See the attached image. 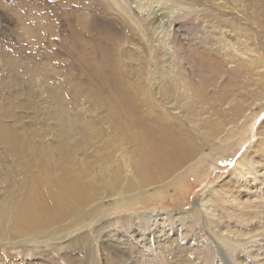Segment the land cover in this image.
<instances>
[{
  "label": "rangeland",
  "instance_id": "374dc122",
  "mask_svg": "<svg viewBox=\"0 0 264 264\" xmlns=\"http://www.w3.org/2000/svg\"><path fill=\"white\" fill-rule=\"evenodd\" d=\"M111 1L0 0V131L15 135L13 144L0 137V203L6 201L0 264H123L120 258L129 264H223L218 246L229 254L232 264H264V232L251 235L253 223L264 230V213L251 208L258 196H264V89L259 92L256 76L250 77L239 61L218 50L221 44L212 43L217 36L228 38L253 45L264 54L260 38L264 35L260 28L264 27V0H149L153 4L142 0V11L133 0H120L123 8ZM150 7L169 23L167 28L154 27L147 15ZM186 50L192 53L187 58ZM188 59L195 61L192 68ZM169 62L186 79L194 97L189 101L192 110L183 116L177 113V118L159 108L158 100L166 105L156 94L158 87L149 82L157 72L169 76ZM140 63L136 80L131 71ZM222 68L237 69L234 79L223 76L248 83L241 93L253 104L242 105V109L248 108L246 119L216 139L219 120L224 127L235 116L228 107L220 109L221 96L225 97L216 94L219 89L227 93L229 85L215 90L210 85L213 78L206 76L214 77L212 73L216 76ZM258 75L264 87L263 68ZM200 104L204 110L197 115ZM150 112H162L172 126L186 134L188 144L184 159L176 150L178 154L159 167L162 170L154 164L148 166L143 175L151 174L153 179L141 185L131 165L137 159L132 136L141 137L140 132L147 128L142 116ZM195 116L202 118L198 120L202 131L187 123ZM65 117L67 126L60 122ZM94 129H98L96 143L89 142L95 137ZM5 137L11 140L7 134ZM258 137L263 139L262 145L255 147ZM16 149L21 153L14 152ZM244 153L254 162L247 163V171L244 165L240 173L234 167ZM59 166L66 167L65 178ZM40 177L51 183L64 179L78 183L83 202L62 205L64 218L51 209L55 221L44 209L37 213L35 228L47 231L50 224L59 222L63 229L17 236L15 227L21 223L15 225L14 207L27 193L34 194L35 187L46 186ZM206 198L211 200L208 205L214 215L209 220L194 205ZM87 204L94 211L85 213L83 221L69 222ZM226 225L236 232L227 237L238 240V233H244L246 242L239 245L231 238L228 245L220 242L216 233ZM33 237L38 242H32ZM20 239L25 241L14 243ZM258 241L259 248L254 244Z\"/></svg>",
  "mask_w": 264,
  "mask_h": 264
},
{
  "label": "bare ground",
  "instance_id": "6f19581e",
  "mask_svg": "<svg viewBox=\"0 0 264 264\" xmlns=\"http://www.w3.org/2000/svg\"><path fill=\"white\" fill-rule=\"evenodd\" d=\"M120 0H113L111 1L112 3L114 4H117L119 5L120 8H123L121 6V4L119 3ZM133 2H135L136 4V7H138L139 11H142L143 9V1L142 0H133ZM148 2L150 3V1L148 0ZM150 4H153V3H150ZM147 5V4H146ZM142 7V8H141ZM151 8V7H150ZM145 9V7H144ZM155 9V8H154ZM153 8L151 9H148V12H147V15L149 17H151L152 19V22H153V25L154 27H158V28H162V29H165V27L167 28L169 26V23H167L166 20H164V18L157 13V10H154ZM125 10V9H124ZM170 22V21H169ZM261 30L264 29V27L260 26ZM161 29V30H162ZM164 33V32H163ZM238 35V34H237ZM168 36V32L165 31V36L164 37H167ZM247 36V35H245ZM163 37V38H164ZM214 37V36H213ZM216 37V36H215ZM260 38H262V40L264 41V35H262ZM165 39V38H164ZM228 39V38H227ZM227 39H223L221 37H218L215 39V41H213L212 43L217 46L218 44H221L220 48H218V50H220L225 56H228V59H231V60H235V61H239L240 62V66L243 67V70L244 72L248 71V75H249V72H250V77L251 75L252 76H256V79L255 80H258L257 82H259V85L257 86L258 88V91L260 92V90L264 89V87H261V79L258 75V72L263 68L264 69V54H262V52L260 51H256L255 50V47L253 45H247L245 44L244 42L242 41H239V42H232L231 40H227ZM244 40V39H243ZM235 41V40H234ZM164 42V41H163ZM219 47V46H218ZM189 50V49H188ZM217 50L218 53H220L219 51ZM192 51V50H191ZM216 51V50H215ZM214 51V52H215ZM184 53V52H183ZM186 53L187 54H184L186 55V58L192 54L190 51H187L186 50ZM207 53V52H206ZM209 53H207L208 55ZM215 55H216V52H215ZM221 55V54H220ZM211 58V57H209ZM136 59V58H135ZM201 59V58H200ZM205 59V58H204ZM212 60V59H211ZM209 60V61H211ZM217 60V59H215ZM215 60H212V61H215ZM225 60V59H224ZM140 61V58L138 57V62ZM193 60H189L188 59V62H190L191 64V68H192V65H195ZM205 62V61H204ZM208 62V61H206ZM237 62V63H239ZM209 63V62H208ZM213 63V62H212ZM227 63V61H226ZM229 63H231V61H229ZM235 63V62H234ZM217 64V62L213 63V65ZM232 64V63H231ZM202 65V64H201ZM211 65V64H210ZM214 65V66H216ZM133 66V65H132ZM169 66H171V63L169 62ZM209 66V65H208ZM216 66V67H217ZM227 66V65H226ZM231 66V65H230ZM233 66V64H232ZM237 66L236 64L234 65V67ZM220 67V66H218ZM142 66H141V63L138 64L137 66L135 65L134 69L135 71H131V74L134 76V78L137 80L138 77H139V72L138 70H141ZM169 68V67H168ZM178 68V67H177ZM214 68V67H213ZM221 68V67H220ZM230 68V67H229ZM128 69V68H127ZM215 69V68H214ZM191 70V69H190ZM219 70V68H218ZM216 69V72L218 71ZM242 70V71H243ZM146 71V70H145ZM169 71V70H168ZM213 71V69H212ZM215 71V70H214ZM167 72V71H166ZM178 71L176 70V66L175 68L171 66V69H170V75L167 76V75H162L160 73H156L155 76H153L149 82L152 83L153 82V86L154 88L155 87H158V89L156 90V94L159 96V98L165 103L166 106L172 108V111H168V109L165 107H163L159 100L156 101L158 103V106L159 108L164 111L166 113L167 111V115H169V117L171 118H177L176 115L177 113L180 114L181 116L185 115L183 114V112H189V110L191 111V105L192 103H190L189 101H191V99L193 100V96H191V88L189 87L187 81L185 78L181 77L180 74L177 73ZM169 74V72H167ZM262 73V72H261ZM214 75V77H210V74L209 75H206L207 78H213V82L210 84L215 90L219 89V88H222V87H225L227 85H229L228 87H230V89L228 90V92H222L220 89L219 91L216 93V94H219L220 92L222 93V95H224L225 99L221 96V98L223 99L222 102H220V109L221 110H225V108H229V112H233L231 115L234 116V113H235V116L233 118H229L225 125L228 127L226 128V126H222L221 125V121L219 120V125H220V130L218 132L215 133V138L218 139L222 134H224L227 130L231 129L232 126L234 125H237L239 123H242L246 117H247V109L248 108H245V109H242V105H251L253 104V101L252 102H249L247 101L246 97L243 98V95L241 92H243L244 90L246 91V89L249 87L248 83H245V82H241L240 81H237V80H230V78L234 79L235 78V75L234 74H237V69H233L231 68L230 69H226L222 70L220 69V71H218V73L215 74L212 73ZM228 75L230 78H224L223 75ZM263 74V73H262ZM218 75V77H217ZM234 75V76H233ZM145 77V76H144ZM244 78V76L242 77ZM145 79V78H144ZM223 79H225V81L223 82ZM189 82V81H188ZM264 82V81H263ZM207 83V82H206ZM241 83H243L242 85H240ZM220 84H223L220 86ZM258 84V83H257ZM233 85V88H231ZM240 85V86H239ZM263 85V84H262ZM165 86V87H163ZM260 86V87H259ZM139 88V87H138ZM252 88V87H250ZM144 90V87H142V91L143 92ZM147 90V89H146ZM223 90V88H222ZM137 92V91H136ZM135 93V91L133 92ZM155 93V92H153ZM256 93V92H255ZM259 94V93H257ZM153 95V94H152ZM151 95V98H153V96ZM156 95V96H157ZM177 99L178 100V104H177V101L175 100L173 102V98ZM218 97V96H216ZM257 97V96H256ZM206 98V97H205ZM252 99V98H251ZM259 99V98H257ZM256 99V100H257ZM155 100V99H154ZM182 100H185L184 102H181ZM215 100V99H214ZM119 102V101H118ZM256 102V101H255ZM190 103V104H189ZM257 103V102H256ZM191 105V106H190ZM210 105V104H209ZM200 108H198V113L197 115H200V112H203L204 108H202V105L200 104ZM241 106V107H240ZM196 107V106H195ZM194 107V108H195ZM240 107V108H239ZM234 108V109H233ZM215 109V108H214ZM219 110V109H218ZM240 110V111H239ZM194 111V110H193ZM126 113V112H125ZM162 113V112H161ZM161 113H157V114H154L153 112H150V113H144L142 118H144V120H146V129H144L141 133V137L139 138L138 135L135 134V136H132L133 140L136 142V145H135V153H137V159L136 161L132 162L131 165H132V170L134 172V175L136 176V179L138 181L139 184H143V185H148L147 182L149 180H152L153 179V175H149V176H146V175H143V173L146 171L145 169H149L148 166H150L151 164H154L155 165V168L159 169V167L163 166V165H166L167 163L170 162V156L174 155V154H178V153H175L176 150H179L180 152V155H181V158H185L186 156V140L184 138V136L186 135L184 132L180 131V129H177L175 128L174 126H172V123L167 121L164 116L161 114ZM195 113V112H194ZM128 114V113H127ZM204 114V113H202ZM201 114V115H202ZM208 114V113H207ZM190 116V115H189ZM204 116V115H203ZM206 116V115H205ZM209 116V115H208ZM207 116V117H208ZM215 116V115H214ZM67 117V116H66ZM65 117V118H66ZM70 118V117H68ZM141 118V119H142ZM185 118V117H184ZM199 118L200 117H194L193 119H189L190 121H187V123L189 122L190 125H194V126H197V130H201L199 128ZM71 119V118H70ZM205 120V118H203ZM209 119V118H207ZM219 119V118H218ZM215 120V119H214ZM67 118L66 119H62L60 122L62 123V125H66L67 124ZM203 124L204 122L201 121ZM209 122V121H208ZM70 123V121H69ZM188 123V124H189ZM210 123V122H209ZM74 124V123H73ZM72 125V123H71ZM132 125V124H131ZM208 125V124H207ZM214 125V123H213ZM67 126V125H66ZM69 126V125H68ZM203 126V125H202ZM201 126V128H202ZM216 126V125H215ZM85 130V128H84ZM95 130V129H94ZM40 134L43 135V132L41 133L40 130H38ZM202 131V130H201ZM208 131V130H207ZM215 132V131H214ZM33 133V132H32ZM96 133V134H95ZM95 133H92V134H95V137L94 138H91L89 142H92V143H96L97 142V134H98V129L95 130ZM137 133V132H136ZM139 133V134H140ZM207 133V132H205ZM0 137H3L4 140H2L3 142H14L15 140V135H13V133L11 134L10 132L8 131H0ZM6 134L8 136H10L11 140H8L6 139ZM209 135V134H207ZM34 136V135H33ZM92 136V135H91ZM90 136V137H91ZM129 136V134H128ZM127 136V137H128ZM131 136V135H130ZM129 136V137H130ZM89 137V138H90ZM218 137V138H217ZM88 139V138H87ZM104 139L106 141L109 140V136L108 135H105L104 136ZM127 139V138H126ZM130 139V138H129ZM128 139V140H129ZM194 139V138H193ZM89 140V139H88ZM87 140V141H88ZM132 140V141H133ZM202 140V139H201ZM262 138L258 137L257 141L255 142V147H259L261 146V142H262ZM1 141V142H2ZM131 141V142H132ZM204 141V140H203ZM2 142V143H3ZM188 144V143H187ZM209 144V143H208ZM214 142H212L210 145H213ZM192 145V144H191ZM183 146V147H182ZM220 146V145H219ZM113 147V146H112ZM189 147V146H188ZM222 147V146H221ZM121 149V148H120ZM194 150V149H193ZM45 151V150H44ZM48 151V150H47ZM68 151V149H67ZM71 151V150H70ZM192 151V150H190ZM14 152H20L18 151V149L14 150ZM111 152V151H110ZM134 152V151H133ZM199 152V151H198ZM264 152V151H263ZM21 153V152H20ZM19 153V154H20ZM71 153V152H70ZM12 154H15V153H12ZM72 154V153H71ZM70 154V155H71ZM108 154V153H107ZM44 155V153H43ZM194 155V154H193ZM193 155L191 158H193ZM127 156V155H126ZM136 156V155H135ZM188 156V155H187ZM197 156V155H196ZM249 153H244L243 154V157L241 159H239V161L236 162L235 164V167L234 169L235 170H240L239 172L241 173L243 170L242 168L244 167V165H246L245 167V170L247 171L248 170V164H252V162H254L253 160L249 159ZM65 157V156H64ZM67 157V156H66ZM17 158V157H16ZM20 158V161L21 162V157ZM53 158V157H52ZM51 156H50V159H52ZM59 158V157H58ZM130 158V157H129ZM27 160L26 158H23V160ZM63 159V158H62ZM65 159V158H64ZM109 159V158H108ZM180 159V157L178 158ZM190 159V158H189ZM61 160V159H59ZM110 160V159H109ZM128 160V159H126ZM53 161V159L51 160ZM172 161V160H171ZM242 161H245V162H242ZM35 162V161H34ZM183 162V161H182ZM56 162H54L55 164ZM106 163V162H105ZM112 163V162H111ZM180 163V162H178ZM246 163V164H245ZM20 164H23V163H20ZM57 164V163H56ZM61 164V163H60ZM102 164V163H100ZM99 164V165H100ZM108 164V163H107ZM17 165V164H16ZM45 165V164H44ZM103 165V164H102ZM106 165V164H105ZM170 165V164H169ZM24 166V165H23ZM47 166V165H46ZM50 166V165H49ZM62 166V165H60ZM59 166V167H60ZM64 166V165H63ZM185 166V165H184ZM253 166V165H252ZM127 167V166H126ZM44 168V166L42 167ZM51 168V166H50ZM61 168V167H60ZM66 167L64 168H61L60 170L63 172V175H64V171L66 170L65 169ZM94 168V167H93ZM98 168V167H97ZM164 168V167H162ZM169 168V167H168ZM185 168V167H184ZM53 169V168H52ZM64 169V171H63ZM49 170V169H48ZM59 170V172H60ZM93 170V169H92ZM95 170V169H94ZM98 170V169H97ZM126 170V169H125ZM159 170H162V169H159ZM182 170V169H181ZM198 170V169H197ZM45 171V170H44ZM54 171V170H53ZM119 171V170H118ZM122 171H123V168H122ZM127 171V170H126ZM234 171V170H233ZM41 172V171H40ZM56 172V171H55ZM67 172V171H66ZM65 172V173H66ZM93 172V171H92ZM128 172V171H127ZM147 172V171H146ZM145 172V173H146ZM57 173V172H56ZM70 173V172H68ZM79 173V172H78ZM77 173V174H78ZM107 173V172H106ZM120 173V172H119ZM71 174V173H70ZM69 174V176H71ZM133 174V173H132ZM137 174V175H136ZM162 174V172H161ZM160 174V171H159V177L162 178V175ZM41 175H43V173H41ZM54 175V174H53ZM56 175V174H55ZM61 175V172L60 174ZM58 175V176H59ZM62 175V177H63ZM66 175H68L66 173ZM99 175V174H98ZM125 175V174H124ZM138 175H140L141 177H139ZM57 176V177H58ZM67 176V177H69ZM75 176V175H74ZM91 176V175H90ZM60 177V176H59ZM61 177V178H62ZM73 177V175H72ZM76 177V176H75ZM81 177V176H79ZM94 176H91V178H93ZM115 177V176H114ZM120 177V176H119ZM118 177V178H119ZM125 177V176H124ZM123 177V178H124ZM41 179L40 180H43L45 185L46 186H49V187H46V186H42V187H35V192L34 194H26L24 197V199L21 201V203L18 205V206H15V218H13V220H15V225L17 224H20L21 226L19 227H15V235L17 236H20V234H22L23 236L25 235H34V236H39L40 233H42V231H46V230H39L38 228H35L36 226V223H37V218L36 217L38 214L39 211H42L43 209L45 211H47V214L48 215H51V216H48L49 219H51V221L54 220L53 216H52V211L51 209H57V213L58 215H60V217L62 215H64V212L61 213V210L64 208V206L68 207V206H75L77 203H80V202H83L82 201V198H83V189L81 187H79L78 183H76V185H74V183L64 179V181H62L63 179H60L62 182L61 183H51L48 179L44 180L45 178L43 177H40ZM65 178V175L64 177ZM74 178V177H73ZM72 178V179H73ZM77 178V177H76ZM95 178V177H94ZM81 179V178H80ZM101 179V178H100ZM129 179V178H127ZM39 180V181H40ZM69 180H71L69 178ZM74 180V179H73ZM71 180V181H73ZM86 180V179H85ZM38 181V180H37ZM94 181V180H92ZM106 181V180H105ZM104 181V182H105ZM111 179L108 181L110 182ZM120 181V180H119ZM133 181V180H132ZM75 182H77L75 180ZM83 182V181H82ZM88 182V181H87ZM131 182V181H130ZM38 183V182H36ZM86 183V182H84ZM91 183V182H90ZM96 183V182H95ZM112 183V182H111ZM126 183V182H124ZM129 183V181H128ZM134 183V182H133ZM137 183V182H136ZM156 183V182H155ZM158 183V182H157ZM78 184V185H77ZM94 184V183H93ZM102 184H105V183H102ZM109 183H107L108 185ZM119 184V183H118ZM121 184V183H120ZM132 184V183H131ZM154 184V183H153ZM38 185V184H37ZM83 185V183H82ZM86 185V184H85ZM100 185V184H99ZM127 185V184H126ZM118 186V185H117ZM120 186V185H119ZM118 186V187H119ZM128 186V185H127ZM132 186V185H131ZM43 187H46L47 189H43L39 192V188H43ZM89 187V186H87ZM92 187V186H90ZM97 188V187H96ZM121 188V187H120ZM92 189V188H91ZM106 189V188H105ZM111 189V188H110ZM122 189V188H121ZM99 190V188H98ZM107 191V190H106ZM119 191V190H118ZM92 192V191H91ZM90 192V193H91ZM117 192V191H116ZM36 193V194H35ZM102 193V192H101ZM104 193V192H103ZM106 193V192H105ZM108 193V192H107ZM113 193V192H112ZM115 193V192H114ZM121 193V192H120ZM95 195V194H94ZM212 195V194H211ZM88 196V195H87ZM97 196V195H96ZM99 196V195H98ZM111 196V195H110ZM113 196V195H112ZM152 196V195H151ZM57 199H59V201L63 204H60V202H57ZM99 199V198H98ZM258 203H255L251 200V202H253V204L251 205V208L252 206L253 207H257L259 208V212H263L264 213V196L263 197H260L258 196ZM96 200V199H95ZM123 201V200H122ZM129 201V200H128ZM141 202V201H140ZM211 200L209 201L208 198H206L205 200L203 199H200L199 201L195 202L194 205L196 207H198V210H201L200 213L197 211V213L203 214L204 216V220H209V218L211 216H214L211 212H210V207L208 205V203H210ZM124 203V202H122ZM132 203V202H131ZM2 205H0V239H1V236L5 233V231L3 232V229L1 228V220H2V217H3V208H4V205L6 204V201L3 199L1 201ZM89 204V202H88ZM87 204V205H88ZM127 204V203H126ZM24 205H28V207L26 208H23ZM64 205V206H62ZM82 205V204H81ZM80 205V206H81ZM206 205V206H204ZM224 205V204H223ZM222 205V206H223ZM250 206V205H249ZM262 206V207H260ZM59 207V208H58ZM78 207V206H77ZM80 208V207H78ZM84 209L81 210L78 214H76L77 212H75V215L72 214V216L70 217V220L69 222H80V221H83L84 220V217H85V213H91L93 212L94 210V206L93 205H88L86 207H83ZM257 208L255 211H257ZM262 208V209H260ZM228 210V209H227ZM240 211V210H239ZM245 212H249V210H243ZM41 213V212H40ZM13 214V212H12ZM179 214V213H178ZM201 214V215H202ZM239 214V213H238ZM56 215V214H55ZM103 215V214H102ZM67 216V215H66ZM242 216V214H241ZM63 217V216H62ZM99 217V216H98ZM243 217V216H242ZM64 218V217H63ZM94 218V217H93ZM247 218V217H246ZM95 219V218H94ZM99 219V218H97ZM215 219H218L220 220V217L218 216V214H215ZM59 220V219H58ZM65 219H63L64 221ZM92 220V219H91ZM257 220V219H256ZM55 221V220H54ZM259 221V220H258ZM204 222V221H203ZM251 222V221H250ZM59 222H55V224H50L48 229L46 232L49 233V232H52L55 230V228L57 227L59 230L63 229V224H57ZM206 223V222H205ZM208 223V222H207ZM73 224V223H72ZM82 224V223H81ZM25 225H29V227H24ZM14 226V225H13ZM37 227V226H36ZM37 229V230H36ZM219 229V228H218ZM220 231V234H217L216 233V238L228 245L229 243H231V237H227L226 235H229V233H233L235 234L236 232L231 230L230 228L226 226H224V230H227L228 233L226 231H224L222 228L219 229ZM251 230H252V234H255L256 236L263 233L264 230L261 229L260 226H258L257 223H253L252 227H251ZM44 233V232H43ZM54 233V232H53ZM50 235V234H49ZM52 235V234H51ZM66 236H68L67 234H65ZM232 235V234H231ZM238 235L240 236V239L238 240H235V239H232V241L234 242H238L239 245L240 243H244L246 242V240L248 239L247 238V235H245L244 233H238ZM237 236V237H239ZM256 236H254L256 238ZM63 238V235L61 236ZM253 237V238H254ZM258 237V236H257ZM231 238V239H230ZM247 238V239H246ZM60 239L57 238V240ZM30 240L32 242H38V240L35 239V237L33 238H30ZM29 240V241H30ZM215 240V239H213ZM249 240H251L249 238ZM25 240L24 239H20L18 241H15L14 243H23ZM41 242H44L45 241H41ZM250 242V241H249ZM237 244V243H236ZM246 244V243H245ZM249 244V243H248ZM258 248H259V241L257 243H254ZM113 246V245H112ZM233 246V245H231ZM236 246V245H235ZM238 246V245H237ZM108 247V246H107ZM217 250H218V254L220 255V259L222 260L223 264H232L231 261H230V256L228 257V255L218 246L216 247ZM253 252V251H252ZM113 253V252H112ZM118 256V255H116ZM119 257V256H118ZM121 257V256H120ZM115 259V258H114ZM123 262V264H129L127 263L125 260H123V258H120ZM107 260V259H106ZM107 262V261H106ZM130 262V261H129ZM264 262V261H263ZM131 263V262H130Z\"/></svg>",
  "mask_w": 264,
  "mask_h": 264
}]
</instances>
